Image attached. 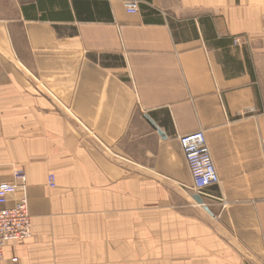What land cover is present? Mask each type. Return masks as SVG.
<instances>
[{"label":"crops","instance_id":"crops-1","mask_svg":"<svg viewBox=\"0 0 264 264\" xmlns=\"http://www.w3.org/2000/svg\"><path fill=\"white\" fill-rule=\"evenodd\" d=\"M197 131L206 209L178 141ZM16 170L31 236L0 264H264V0H0V182Z\"/></svg>","mask_w":264,"mask_h":264},{"label":"built area","instance_id":"built-area-1","mask_svg":"<svg viewBox=\"0 0 264 264\" xmlns=\"http://www.w3.org/2000/svg\"><path fill=\"white\" fill-rule=\"evenodd\" d=\"M123 6L128 14H135L139 10L136 1H124ZM234 43L237 45L239 40L236 39ZM178 141L191 174L192 190L203 197L209 187L219 184L205 134L197 131L180 136ZM12 178V182H0V262L6 246L24 242L31 236L25 173L16 170ZM11 261L15 263L17 259Z\"/></svg>","mask_w":264,"mask_h":264},{"label":"water","instance_id":"water-1","mask_svg":"<svg viewBox=\"0 0 264 264\" xmlns=\"http://www.w3.org/2000/svg\"><path fill=\"white\" fill-rule=\"evenodd\" d=\"M193 199H194L199 205H202V206L205 208V206H204V201H203L202 197H200L199 195H195V196L193 197ZM205 209H206V208H205Z\"/></svg>","mask_w":264,"mask_h":264}]
</instances>
